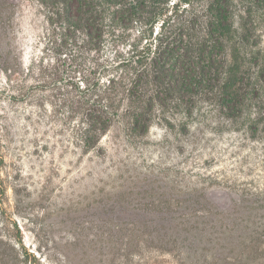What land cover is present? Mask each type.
<instances>
[{"label":"rangeland","instance_id":"rangeland-1","mask_svg":"<svg viewBox=\"0 0 264 264\" xmlns=\"http://www.w3.org/2000/svg\"><path fill=\"white\" fill-rule=\"evenodd\" d=\"M65 1L0 0L2 241L26 252L27 264H78L82 243L100 234L92 226L98 212L118 195L133 209L154 193L159 199L169 194L176 199L175 220L198 218L202 227H213L215 239L219 226L230 223L227 200L264 201V90L247 91L245 103L232 111L213 86L209 93L186 95L187 105L155 110L144 134L117 124L94 148L80 143L83 109L70 113L71 106L83 103L79 96L87 81L102 84L116 59L130 54L141 26L124 21L116 35L125 37L116 44L106 32L87 42L81 26H70L64 38L70 24ZM193 6L200 18L203 0H193ZM231 12L237 30L230 45L240 44L238 60L255 59L247 76L264 60V0H231ZM189 195L203 201L181 212L177 198ZM147 252L144 261L132 258L128 264H178L174 255Z\"/></svg>","mask_w":264,"mask_h":264},{"label":"trees","instance_id":"trees-1","mask_svg":"<svg viewBox=\"0 0 264 264\" xmlns=\"http://www.w3.org/2000/svg\"><path fill=\"white\" fill-rule=\"evenodd\" d=\"M63 5L70 23L64 38L70 26L74 30L81 26L87 42L93 34L101 38L106 32L116 44L125 37L124 32L116 35L118 27L125 29L124 21H136L141 26L130 54L116 59L102 84L87 81L79 96L83 103L75 110L70 108V113L83 109L77 138L87 149L97 146L117 124L130 134L146 133L155 110L187 105L186 95L197 91L209 93L215 86L224 105L238 111L247 91L264 90V60L247 77L255 59L238 60L240 44L230 45L237 30H233L231 0H203L200 18L195 15L193 0H66ZM189 103L194 105L195 99ZM152 197L146 205L131 209L123 204L127 198L118 195L102 208L92 223L100 234L82 243L84 251L76 263L128 264L132 258L140 263L147 251L174 255L178 264H254L264 259V201L245 196L227 200L224 208L230 212V223L219 226L220 235L215 239L213 227H202L198 218L174 219V197L163 194L159 199L155 193ZM177 199L181 212L203 201L196 200V195ZM88 245L96 247L98 254L88 253ZM27 260L26 252L0 238V264H27Z\"/></svg>","mask_w":264,"mask_h":264}]
</instances>
